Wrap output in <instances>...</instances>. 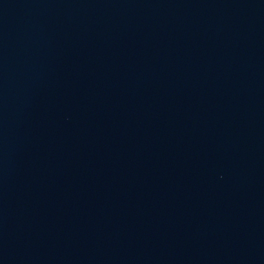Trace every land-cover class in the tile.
Masks as SVG:
<instances>
[{
  "label": "water",
  "instance_id": "95a60500",
  "mask_svg": "<svg viewBox=\"0 0 264 264\" xmlns=\"http://www.w3.org/2000/svg\"><path fill=\"white\" fill-rule=\"evenodd\" d=\"M0 264H264V0H0Z\"/></svg>",
  "mask_w": 264,
  "mask_h": 264
}]
</instances>
